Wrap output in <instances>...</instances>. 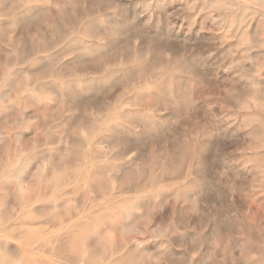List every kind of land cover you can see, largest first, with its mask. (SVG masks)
Returning a JSON list of instances; mask_svg holds the SVG:
<instances>
[{
	"label": "rangeland",
	"instance_id": "1",
	"mask_svg": "<svg viewBox=\"0 0 264 264\" xmlns=\"http://www.w3.org/2000/svg\"><path fill=\"white\" fill-rule=\"evenodd\" d=\"M263 73L264 0H0V264H264ZM185 107L199 169L136 140Z\"/></svg>",
	"mask_w": 264,
	"mask_h": 264
},
{
	"label": "clouds",
	"instance_id": "2",
	"mask_svg": "<svg viewBox=\"0 0 264 264\" xmlns=\"http://www.w3.org/2000/svg\"><path fill=\"white\" fill-rule=\"evenodd\" d=\"M251 0H238V3L241 4H247L250 3ZM194 5L190 10H194ZM139 44L138 40H129L128 44L125 46L124 50L122 52L116 53V55L123 57L125 54L135 57L136 54V47ZM30 64L31 61H28ZM24 65V67H26ZM25 79H28L27 75H25ZM7 87L6 79L0 80V93H3L5 88ZM160 102L164 104L165 108H167L169 103H176L170 93H162L160 97ZM2 103V101H0ZM184 105L189 104V100L185 99L183 101ZM192 109H194V105L191 106ZM241 110H244L243 107ZM193 115L194 111H191L189 108L185 107V110L181 112L179 120L173 121L171 125H168L166 122H162L159 126H157L155 123H150V126L146 127V130L143 134L136 137L137 144L142 148H147L149 146V143L155 144L158 143L162 149L160 155L165 156L167 152V146L169 143H173L176 145H179V163L181 166H192L197 169L200 168V163L197 158V145L200 141V135L198 134V129H194V131L197 132V135H192L190 138H185L184 133L182 129L184 128L185 124H192L193 121ZM227 116V113H226ZM229 119L234 120L235 117H228ZM259 124V129H254L253 125ZM249 129H252V131L249 132V136L256 139H264V121L260 120H250L246 119L245 124L243 126V131H248ZM240 131V130H238ZM257 131L259 132V136H257ZM210 136L212 135H219L218 133H210ZM141 141H144L141 143ZM199 197H196L195 199L188 201L185 200V203H190L193 208L198 207L199 204ZM136 211H139V209H135ZM143 235V233H141ZM164 235H167V231L165 230ZM183 236V234H180ZM159 238V237H156ZM193 245H196L198 241L193 240L191 241Z\"/></svg>",
	"mask_w": 264,
	"mask_h": 264
},
{
	"label": "bare ground",
	"instance_id": "3",
	"mask_svg": "<svg viewBox=\"0 0 264 264\" xmlns=\"http://www.w3.org/2000/svg\"><path fill=\"white\" fill-rule=\"evenodd\" d=\"M41 1H42V0H41ZM253 1H255V0H253ZM216 2H217V1H216ZM5 3H6V2H5ZM5 3H4V4H5ZM30 3H31V0H30ZM254 3H256V2H254ZM2 4H3V3H2ZM9 4H10V3H9ZM13 4H14V3H13ZM55 4H56V3H55ZM70 4H71V3H70ZM222 4H223V3H222ZM252 4H253V2H252ZM35 6H36V5H35ZM254 6L256 7L255 4H254ZM257 6H258V5H257ZM232 7H233V6H232ZM28 8H29V7H28ZM31 8H33V7H31ZM243 8H244V7H243ZM259 8H260V7H259ZM44 9H45V8H44ZM5 10H6V9H5ZM54 11H55V10H54ZM54 11H53V12H54ZM1 12H2V11H1ZM33 13H34V12H33ZM53 14H54V13H53ZM254 14H255V13H254ZM248 15H249V14H248ZM33 16H34V15H33ZM246 16H247V15H246ZM257 16H258V15H257ZM244 17H245V16H244ZM244 17H243V18H244ZM249 17H250V15H249ZM258 17H259V16H258ZM232 18H233V17H232ZM240 18H241V17H240ZM240 18H239V20H241ZM244 19H245V18H244ZM255 19H256V18H255ZM239 20H238V21H239ZM258 20H259V19H258ZM238 21H237V22H238ZM241 21H242V20H241ZM243 21H245V20H243ZM251 21H253V20H251ZM256 22H257V21H255V24H256ZM261 23H263V22H260L259 25H261ZM1 25H2V24H1ZM248 25H249V24H248ZM237 26H238V24H237ZM254 26H255V25H254ZM252 27H253V26H252ZM253 29H254V28H253ZM81 30H82V29H81ZM83 30H84V28H83ZM88 30H89V29H88ZM238 30H239V28L237 29V31H238ZM241 30H242V28H241ZM86 31H87V30H86ZM245 31H246V30H245ZM242 33H243V32H242ZM85 34H86V33H85ZM90 34H91V33H90ZM96 34H97V33H96ZM80 35H81V34H80ZM86 35H87V34H86ZM88 35H89V34H88ZM81 36H82V35H81ZM83 37H84V36H83ZM85 37H86V36H85ZM249 38H250V37H249ZM87 39H88V38H87ZM83 40H85V39H83ZM85 41H87V40H85ZM44 46H45V45H44ZM78 46H79V45H78ZM233 46H234V45H233ZM79 47H80V46H79ZM67 48H68V47H67ZM69 48H70V47H69ZM77 48H78V47H77ZM81 48H82V47H81ZM102 48H103V47H102ZM71 49H72V48H71ZM162 49H163V48H162ZM72 50H73V49H72ZM75 50H76V49H75ZM79 50H80V49H79ZM85 50H86V49H85ZM88 50H89V49H88ZM164 50H166V49H164ZM164 50H163V51H164ZM237 50H238V49H237ZM66 51H67V50H66ZM82 51H83V50H82ZM67 52H68V51H67ZM72 52H74V51H72ZM86 52H87V51H86ZM70 53H71V52H70ZM80 53H81V52H80ZM98 53H100V52H98ZM84 54H86V53H84ZM87 54H88V52H87ZM80 55H81V54H80ZM81 56H83V55H81ZM171 56H172V55H171ZM253 56H254V55H253ZM255 57H257V56H255ZM36 59H37V58H36ZM43 59H44V58H43ZM69 59H71V58H69ZM97 59H98V58H97ZM58 60H59V59H58ZM38 61H39V60H38ZM74 61H75V60H74ZM40 62H41V61H40ZM25 63H26V62H25ZM44 63H45V62H44ZM67 63H68V62H67ZM56 64H57V63H56ZM73 64H74V63H73ZM83 64H84V63H83ZM14 65H15V64H14ZM33 65H34V64H33ZM43 65H44V64H43ZM84 65H85V64H84ZM35 66H36V65H35ZM68 67H69V66H68ZM44 68H46V67H44ZM30 69H31V68H30ZM38 69H40V68L38 67ZM248 69H249V68H248ZM20 70H21V69H20ZM254 70H255V69H254ZM254 70H253V71H254ZM46 71H47V70H46ZM23 72H24V71H23ZM25 73H26V72H25ZM263 74H264V73H263ZM53 76H54V75H53ZM38 78H39V77H38ZM145 78H146V77H145ZM144 80H145V79H144ZM33 81H34V80H33ZM36 82H37V81H36ZM39 85H40V84H39ZM49 85H50V84H49ZM75 85H76V84H75ZM17 86H19V85H17ZM151 86H152V85H151ZM254 86H255V85H254ZM8 87H9V85H8ZM155 87H156V86H155ZM60 88H61V87H60ZM257 88H258V87H257ZM37 89H38V88H37ZM61 89H62V88H61ZM23 91H24V90H23ZM41 91H42V90H41ZM58 92H60V91H58ZM8 96H9V95H8ZM8 96H7V97H8ZM1 97H2V96H1ZM60 97H61V96H60ZM39 99H40V98H39ZM63 100H64V99H63ZM261 100H262V99H261ZM61 101H62V100H61ZM18 102H19V101H18ZM0 105H1V103H0ZM1 106H2V105H1ZM4 109H5V108H4ZM28 116H29V115H28ZM28 118H29V117H28ZM37 118H38V117H37ZM20 121H21V123H22V120H20ZM82 124H83V123H82ZM91 124H92V123H91ZM87 125H88V124H87ZM84 127H85V126H84ZM111 130H112V129H111ZM1 134H3V133H1ZM5 134H6V133H5ZM32 134H33V133H32ZM13 135H15V133H14ZM21 135H22V134H21ZM67 135H68V134H67ZM70 135H72V134H70ZM6 136H7V135H6ZM91 136H93V135H91ZM29 137H30V136H29ZM65 137H67V136H65ZM31 138H32V137H31ZM24 139H25V138H24ZM64 139H65V138H64ZM16 140H17V139H16ZM83 142H84V141H83ZM69 144H70V143H69ZM74 144H75V143H74ZM76 144H77V143H76ZM85 144H86V143H85ZM86 145H87V144H86ZM80 146H81V145H80ZM84 146H85V145H84ZM97 146H98V145H97ZM101 146H102V145H101ZM63 148H64V147H63ZM99 148H100V147H99ZM91 150H92V149H91ZM24 153H25V152H24ZM18 154H19V153H18ZM18 154H17V156H18ZM65 154H66V153H65ZM105 154H106V153H105ZM43 156H44V155H43ZM47 156H48V155H47ZM74 156H75V155H74ZM11 157H12V156H11ZM40 157H41V156H40ZM58 157H59V156H58ZM15 158H17V157H15ZM54 158H55V157H53V159H54ZM59 158H60V157H59ZM71 158H72V157H71ZM75 159H76V158H75ZM75 159H74V160H75ZM58 160H59V159H58ZM37 162H38V161H37ZM87 162H88V160H87ZM70 163H72V162H70ZM78 164H79V163H78ZM88 164H89V163H88ZM14 165H15V164H14ZM26 165H27V164H26ZM36 166H37V165H36ZM81 166H82V165H81ZM135 166H136V165H135ZM30 167H31V166H30ZM59 167H60V166H59ZM75 167H76V166H75ZM90 167H91V166H90ZM13 168H14V167H13ZM137 168H138V167H137ZM62 169H64V168H62ZM98 169H99V168H98ZM85 170H87V169H85ZM93 170H94V169H93ZM95 170H96V168H95ZM106 170H107V169H106ZM17 171H18V170H17ZM83 171H84V170H82V172H83ZM116 171H118V170H116ZM86 172H87V171H86ZM110 172L112 173V171H110ZM14 173H15V172H14ZM28 173H29V172H28ZM113 173H114V172H113ZM15 174H16V173H15ZM65 174H66V173H65ZM105 174H106V173H105ZM109 174H110V173H109ZM118 174H119V173H118ZM7 175H9V174H7ZM17 175H18V174H17ZM17 175H16V176H17ZM78 175H79V174H78ZM86 175H87V174H86ZM106 175H108V173H107ZM11 176H12V175H11ZM87 176H89V175H87ZM109 176H110V175H109ZM117 176H118V175H117ZM48 177H49V176H48ZM81 177H82V175H81ZM89 177H90V176H89ZM27 178H28V177H27ZM74 178H75V177H74ZM76 178H77V176H76ZM86 178H87V177H86ZM107 178H108V177H107ZM90 179H91V178H90ZM24 180H25V179H24ZM83 180H84V179H83ZM42 181H43V180H42ZM45 181H46V180H45ZM89 181H90V180H89ZM23 182H24V181H23ZM26 182H27V181H26ZM79 182H80V181H79ZM79 182H78V183H79ZM82 182H83V183H86L87 181L85 182V180H84V181H82ZM92 182H93V180L91 181V183H92ZM108 182H109V181H108ZM83 183H81V184L83 185ZM6 184H7V183H6ZM11 184H12V182H11ZM47 184H48V183H46V185H47ZM59 184H60V183H59ZM71 184H72V183H71ZM30 185H31V184H30ZM37 185H38V184H37ZM44 185H45V184H44ZM79 185H80V184H79ZM89 185H90V183H89ZM83 186H86V185H83ZM12 187H13V186H12ZM17 187H18V186H17ZM35 187H36V186H35ZM64 187H65V186H64ZM72 187H73V186H72ZM81 187H82V186H81ZM87 187H89V186H87ZM93 187H94V186H93ZM48 188H49V187H48ZM69 188H70V187H69ZM74 188H75V187H73V189H74ZM79 188H80V187H79ZM85 188H86V187H85ZM34 189H36V188H34ZM44 189H45V188H44ZM44 189H43V190H44ZM51 189H52V188H51ZM61 189H62V188H61ZM81 189H82V188H81ZM86 189H87V188H86ZM88 189H89V188H88ZM13 190H14V189H13ZM46 190H47V188L45 189V191H46ZM48 190H49V189H48ZM62 191H63V190H62ZM71 191H72V190H71ZM71 191H70V192H71ZM15 192H16V191H15ZM36 192H37V191H36ZM41 192H42V190H41ZM46 192H47V191H46ZM51 192H52V191H51ZM60 192H61V190H60ZM77 192H78V190H77ZM143 192H144V191H143ZM65 193H66V192H65ZM175 193H177V192H175ZM16 194H17V193H16ZM16 194H15V195H16ZM45 194H46V193H45ZM59 194H60V193H59ZM61 194H62V193H61ZM17 195H18V194H17ZM22 195H23V194H22ZM29 195H30V194H29ZM36 195H38V194L36 193ZM36 195H35V196H36ZM47 195H48V194H47ZM143 195H144V194H143ZM152 195H153V194H152ZM155 195H157V194H155ZM39 196H40V195H39ZM41 196H42V195H41ZM59 196H60V195H59ZM65 196H66V194H65ZM189 196H190V195H189ZM46 197H47V196H46ZM80 197H81V196H80ZM155 197H157V196H155ZM165 197H166V196H165ZM192 197H193V195H192ZM22 198H23V197H22ZM42 198H43V196H42ZM47 198H48V197H47ZM59 198H61V197H59ZM59 198H58V199H59ZM81 198H82V197H81ZM27 199H28V198H27ZM33 199H34V198H33ZM37 199H38V198H37ZM43 199H45V198H43ZM54 199H55V198H54ZM156 199H157V198H156ZM28 200L31 201L32 199L29 198ZM157 200H158V199H157ZM69 201H70V200H69ZM71 201H72V200H71ZM118 201H119V200H118ZM120 201H121V199H120ZM164 201L166 202V200H164ZM190 201H191V200H190ZM27 202H28V201H26V203H27ZM45 202H47V201H45ZM51 202H52V201H51ZM114 202H115V199H114ZM114 202H113V203H114ZM11 203H12V202H11ZM26 203H25V204H26ZM31 203H32V202H31ZM33 203H34V202H33ZM42 203H44V202H42ZM135 203H136V202H135ZM141 203H142V202H141ZM162 203H163V202H162ZM29 204H30V203H27V205H29ZM66 204H67V201H66ZM91 204H92V203H91ZM108 204H109V203H108ZM121 204H122V203H121ZM121 204H120V205H121ZM111 205H112V204H111ZM113 205H114V204H113ZM128 205H129V204H128ZM128 205H127V206H128ZM152 205H153V204H152ZM157 205H158V204H157ZM47 206H48V205H47ZM59 206L61 207V204H60ZM123 206H124V205H123ZM137 206L140 207V205H137ZM142 206H143V205H142ZM159 206H160V205H159ZM62 207H63V204H62ZM87 207H88V206H87ZM87 207H86V209H87ZM46 208H47V207H46ZM63 208H64V207H63ZM76 208H77V207H76ZM98 208H99V207H98ZM103 208H105V207H103ZM18 209H19V208H18ZM32 209H33V208H32ZM88 209H89V208H88ZM93 209H94V208H93ZM100 209H101V208H100ZM106 209H107V208H106ZM128 209H129V207H128ZM128 209H127V210H128ZM5 210H6V209H5ZM35 210H36V209H35ZM62 210H63V209H62ZM65 210H67V208H66ZM78 210H79V209H78ZM84 210H85V209H84ZM98 210H99V209H98ZM104 210H105V209H104ZM18 211H19V210H18ZM28 211H30V210H28ZM45 211H47V210H45ZM79 211H80V210H79ZM85 211H86V210H85ZM87 211H88V210H87ZM96 211H97V210H96ZM107 211H108V210H107ZM128 211H129V210H128ZM8 212H10V211L7 210V213H8ZM31 212H33V211H31ZM66 212H67V211H66ZM77 212H78V211H76V213H77ZM93 212H94V211H93ZM97 212H98V211H97ZM97 212H96V213H97ZM99 212H100V211H99ZM47 213H48V212H47ZM63 213H64V210H63ZM111 213H112V212H111ZM128 213L131 214V212H128ZM8 214H9V213H8ZM31 214H34V213H31ZM31 214H30V215H31ZM35 214H36V213H35ZM41 214H42V213H41ZM78 214H79V213H78ZM104 214H105V213H104ZM124 214H125V213H124ZM22 215H23V214H22ZM36 215H37V214H36ZM54 215H55V214H54ZM60 215H61V214H60ZM69 215H70V211H69ZM134 215H135V214H133V216H134ZM3 216H4V215H3ZM23 216H25V215H23ZM37 216H38V215H37ZM65 216H66V215H65ZM73 216H74V215H73ZM73 216H72V217H73ZM75 216H76V215H75ZM117 216H118V215H117ZM129 216H130V215H129ZM43 217H44V216H43ZM50 217H51V216H50ZM54 217H55V216H54ZM59 217H60V216H59ZM78 217H79V215H78ZM84 217H85V216H84ZM161 217H162V216H161ZM18 218H19V216H18ZM18 218H17V219H18ZM22 218H24V217H22ZM22 218L20 217L21 220H22ZM46 218H47V216H46ZM63 218H65V217H63ZM70 218H71V217H70ZM74 218H76V217H74ZM85 218H86V217H85ZM138 218H140L139 215H138ZM28 219H29V218H28ZM28 219H27V220H28ZM34 219H35V218L33 217V220H34ZM47 219H48V218H47ZM51 219H52V217H51ZM58 219H59V218H58ZM71 219H72V218H71ZM76 219H77V218H76ZM76 219H75V220H76ZM82 219H83V218H82ZM112 219H113V218H112ZM1 220H2V219H1ZM23 220H24V219H23ZM30 220H31V218H30ZM30 220H29V221H30ZM35 220H36V219H35ZM56 220H57V219H56ZM69 220H70V219H69ZM89 220H90V219H89ZM134 220H135V219H134ZM5 221H6V220H5ZM14 221H15V220H14ZM25 221H26V220H25ZM29 221H27V222H29ZM72 221H73V220H72ZM80 221H81V220H80ZM130 221H131V220H130ZM44 222H45V221H44ZM48 222H49V219H48ZM82 222H83V221H82ZM24 223H25V222H24ZM29 223H31V224H29ZM29 223H26V224H29V225L31 226V225H32V222L30 221ZM36 223H37V222H36ZM49 223H51V221H50ZM49 223H48V224H49ZM53 223H55V222H53ZM65 223H66V221H65ZM126 223H127V222H126ZM130 223H131V222H130ZM132 223H133V222H132ZM37 224H38V223H37ZM87 224H88V223H87ZM122 224H123V223H122ZM124 224H125V223H124ZM127 224H128V223H127ZM133 224H134V223H133ZM138 224H139V223H138ZM14 225H15V224H14ZM38 225H39V224H38ZM51 225H52V228H53L54 224L51 223ZM51 225H50V226H51ZM120 225H121V224H120ZM10 226H11V225H10ZM40 226H41V225H40ZM44 226H46V225H44ZM55 226H57V225H55ZM80 226H81V225H80ZM88 226H89V225H88ZM88 226H87V227H88ZM122 226H123V225H122ZM131 226H132V225L130 224L129 227H131ZM137 226H138V225H137ZM11 227H12V226H11ZM27 227H28V226H27ZM31 227H32V226H31ZM57 227H59V226H57ZM82 227H83V226H82ZM87 227H86V228H87ZM13 228H14V227H13ZM19 228H20V227H19ZM32 228H33V227H32ZM49 228H50V227H49ZM55 228H56V227H55ZM55 228H54V229H55ZM59 228H61V227H59ZM63 228H64V227H63ZM153 228H154V227H153ZM153 228H152V231H153ZM27 229H30V228H27ZM79 229H80V228H79ZM120 229H121V228H120ZM128 229H129V228H128ZM130 229H131V228H130ZM132 229H133V228H132ZM134 229H135V228H134ZM155 229H156V228H155ZM155 229H154V230H155ZM226 229H227V228H226ZM16 230H17V229H16ZM40 230H41V229L38 228V232H39ZM73 230H74V229H73ZM77 230H78V229H77ZM138 230H139V229H138ZM156 230H157V229H156ZM27 231H28V230H27ZM63 231H64V230H63ZM63 231H61V232H63ZM80 231H81V230H80ZM90 231H91V230H90ZM99 231H100V230H99ZM129 231H130V230H129ZM139 231H140V230H139ZM157 231H158V230H157ZM21 232H22V231H21ZM35 232H36V231H35ZM40 232H41V231H40ZM76 232H77V231H76ZM87 232H88V231H87ZM134 232H135V231H134ZM19 233H20V232H19ZM27 233H29V232H27ZM65 233H67V232H65ZM83 233H84V232H83ZM83 233H81V234H83ZM88 233H89V232H88ZM154 233H155V232H154ZM20 234H21V233H20ZM30 234H31V233H30ZM61 234H63V233H61ZM158 234H161V232L158 233ZM6 235H7V234H6ZM17 235H18V234H17ZM32 235H33V234H32ZM83 235H84V234H83ZM139 235H140V233H139ZM154 235H155V234H153V236H154ZM11 236H13V235H11ZM14 236H15V235H14ZM51 236H52V235H51ZM93 236H94V235H93ZM153 236H152V237H153ZM158 236H159V235H158ZM9 237H10V236H9ZM27 237H28V236H27ZM34 237H35V235H34ZM85 237H86V239H87V236H85ZM30 238H32V237H30ZM153 238H154V237H153ZM25 239H26V238H25ZM28 239H29V238H28ZM57 239H58V238H57ZM57 239H56V241H57ZM59 239H60V238H59ZM66 239H67V238H66ZM95 239H97L96 236H95ZM51 240H52V238H51ZM60 240H61V239H60ZM63 240H64V237H63ZM68 240H69V239H68ZM37 241H38V240H37ZM134 241H136V240H134ZM9 242H10V239H9V238H8V239H7V238L0 239V248H1V247H3V248H7L6 245H7ZM62 242H63V241H62ZM12 243H13V242H12ZM40 243H41V242H40ZM45 243H46V242H45ZM54 243H55V242H54ZM54 243L51 242V244H54ZM153 243H154V242H153ZM153 243H152V244H153ZM165 243H166V242H165ZM9 244H10V243H9ZM31 244H32V242H31ZM35 244H36V243H35ZM42 244H43V243H42ZM65 244H66V243H65ZM131 244H132V243H131ZM131 244H130V245H131ZM12 245H13V244H12ZM153 245H154V244H153ZM31 246H32V245H31ZM53 246H54V245H53ZM63 246H64V245H63ZM37 247H38V246H37ZM49 247H50V246H49ZM155 247H156V246H155ZM167 247H168V246H167ZM12 248H13V247H12ZM26 248H27V247H26ZM35 248H36V247H35ZM59 248H60V247H59ZM97 248H98V247H97ZM56 249H57V248H56ZM66 249H67V248H66ZM66 249H64V251H65ZM94 249H95V248H94ZM94 249H93V250H94ZM151 249H152V248H151ZM155 249H156V248H155ZM155 249H154V250H155ZM10 250H11V249H10ZM15 250H16V249H15ZM44 250H46V249L44 248ZM48 250H49V249H48ZM57 250H58V249H57ZM117 250H118V249H117ZM120 250H121V249H119V251H120ZM128 250H129V249H128ZM135 250H136V249H135ZM24 251H25V248H24ZM29 251H31V250H29ZM66 251H67V250H66ZM90 251H91V250H90ZM152 251H153V250H152ZM33 252H34V250H33ZM39 252H40V251H39ZM50 252L52 253V250H51ZM91 252H94V251H91ZM91 252H88V253H91ZM158 252H159V251H158ZM14 253H15V252H14ZM36 253H37V252H36ZM45 253H46V252H45ZM47 253H48V252H47ZM62 253H63V252H62ZM99 253H100V251H99ZM3 254H4V253H3ZM30 254H31V252H30ZM92 254H93V253H92ZM158 254H159V253H158ZM26 255H27V253H26ZM28 255H29V254H28ZM31 255H32V254H31ZM43 255H45V254H43ZM46 255H47V254H46ZM160 255H161V254H160ZM48 256H49V254H48ZM64 256H65V254H64ZM122 256H123V255H122ZM125 256H126V255H125ZM145 256H146V255H145ZM147 256H149V255H147ZM28 257H29V256H28ZM39 257H40V256H39ZM50 257H51V256H50ZM155 257L157 258V256H155ZM56 258H57V256H56ZM67 258H68V257H67ZM128 258H129V257H128ZM43 259H44V258H43ZM63 259H65V258H63ZM100 259H101V258H100ZM124 259H125V258H124ZM154 259H155V258H154ZM154 259H153V260H154ZM26 260H27V259H26ZM57 260H58V259H57ZM40 261H41V260H40ZM55 261H56V260H55ZM105 261H106V260H105ZM156 261H157V260H156ZM24 262H25V261H24ZM43 262H44V261H42V263H43ZM118 262H119V261H118ZM118 262H116V263H118ZM131 262H132V261H131ZM139 262H140V261H139ZM145 262H146V260H145ZM33 263H34V262H33ZM45 263H46V262H45ZM48 263H50V262H48ZM111 263H112V262H110V264H111ZM147 263H148V262H147ZM25 264H27V263H25ZM40 264H41V263H40ZM98 264H99V263H98ZM102 264H104V263L102 262ZM132 264H133V263H132ZM155 264H156V263H155Z\"/></svg>",
	"mask_w": 264,
	"mask_h": 264
}]
</instances>
